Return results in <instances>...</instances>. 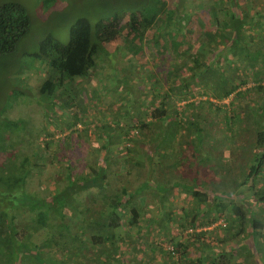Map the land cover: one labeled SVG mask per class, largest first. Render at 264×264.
I'll list each match as a JSON object with an SVG mask.
<instances>
[{"label": "trees", "instance_id": "trees-1", "mask_svg": "<svg viewBox=\"0 0 264 264\" xmlns=\"http://www.w3.org/2000/svg\"><path fill=\"white\" fill-rule=\"evenodd\" d=\"M41 1L46 10L54 2ZM31 20L21 0H0V57L15 50ZM72 22L65 41L50 32L39 34L37 48L23 52L47 67L37 91L61 101L66 88L77 82L103 85L101 66L106 56L115 55L118 74L128 78V92L115 99L128 102L123 132L128 144L117 151L128 153L120 162L143 178L130 192L126 186L111 187L112 160L100 140L101 151L95 150L100 169L89 165L92 176L80 186L87 193L84 205L77 213L68 212L66 220L63 215L59 221L52 216L45 220L47 212L37 210L35 223L17 221L15 196L1 195L0 264H264V0H175L170 5L168 0H139L94 20L76 15ZM118 52L128 55L126 64L120 65ZM71 99L63 106L71 105ZM120 107L106 110L119 127ZM85 111H76L75 121H83ZM83 123L86 132L99 121ZM214 127L227 136V156L207 150L210 140L217 139L211 134ZM28 179H8L4 189L25 185ZM62 186L65 191L70 184ZM150 189L158 197L155 202L162 203L160 216L146 218L149 237L143 248L124 251L128 233H141L144 222L136 199L143 203ZM173 190L195 202L191 209L183 207L180 220L164 204ZM54 201L52 213L59 209ZM219 219L224 234L215 239L213 224ZM173 223L182 235L170 233ZM30 229L35 239L26 244L35 254L19 259L16 251L23 243L18 241Z\"/></svg>", "mask_w": 264, "mask_h": 264}, {"label": "rangeland", "instance_id": "rangeland-1", "mask_svg": "<svg viewBox=\"0 0 264 264\" xmlns=\"http://www.w3.org/2000/svg\"><path fill=\"white\" fill-rule=\"evenodd\" d=\"M138 1L54 0L50 4V8L46 10L41 0H21L32 17L29 32L19 40L14 51L0 57V174H2L0 181L5 180L0 185V201L3 202L1 195L15 196L12 207L17 221H24L27 224L35 223L32 218H37V210L47 212L43 214L45 220L52 216L58 221L62 215L63 219L66 220L68 212L75 211L77 213L78 207L84 205L83 202L87 197V193L82 191L80 186L85 184L84 181L87 179L85 177L92 176V173L88 171L89 165L93 164L99 170L102 163L97 160L96 156V152L101 151L99 150L100 140L107 144L108 152L105 154L109 156V161L112 160V163L109 164L110 172L108 173L109 181L111 179V187L126 186L130 192L143 178H136L134 169L128 171L129 165L125 166L124 163L120 162L121 159L126 161L124 155L128 158V153H125V150L117 151V149L125 148L128 144V136L123 135L125 132L124 124L128 125V102L123 103L120 99V103L115 100L116 96H122L128 92V78L124 74H118L120 70L115 66L117 57L115 55L106 56L108 60L104 61L101 66L104 67L103 72L99 71L104 78L103 85L99 83L98 87H94L98 83L96 82L92 87L84 85L85 83L77 84V82L72 88H66L65 97L60 101L55 96L41 95L37 91V85L45 76L47 68L44 67L43 62L22 56L23 52L33 51L37 48L36 38L39 34L50 32L56 38L65 41L68 37L69 27L73 23L72 19L76 15H84L94 20L97 16L109 13L113 8H127L128 4H135ZM168 1L170 5L175 0ZM106 46L110 51L116 48L112 44ZM117 55L122 58L120 65L127 63L128 55L124 56L125 58L119 52ZM15 61L16 63H14ZM8 67H13V70L8 72L10 74L9 79L7 78ZM77 87L82 89L83 93ZM86 87H90V92L84 90ZM14 88L18 89V92L13 93L12 89ZM69 96L72 97L69 101L71 105L63 106L64 101L66 102ZM227 101L225 99L220 104H226ZM80 105L81 108H88V111H85V117L81 116L83 121L77 122L75 121V112L81 111ZM119 105L121 106L119 111L122 112V114H118L121 119V127L115 124L114 118H111V114L106 111L110 110L111 112ZM45 112H48V116ZM209 115L214 116V113L209 112ZM86 120L92 122L89 125H94L99 121V127H91L85 132L83 122ZM119 128L122 130V134L116 143V135L120 132ZM99 132L102 135H99L98 139L95 136ZM211 134L217 139H214L213 142L210 140L207 150L212 156L217 154L227 156L229 144L223 130L214 127ZM112 141L114 145H111ZM144 146L140 147L143 148ZM186 149L184 148V152L189 155L190 150ZM24 158L25 161H23ZM131 159L133 158L129 157V160ZM158 173L161 174L157 171L154 172L156 176ZM17 178L29 179L25 184L26 186L20 184L14 189H4L8 179ZM63 183L70 184V187L65 188V191H63ZM73 186L77 187V192ZM179 192L173 190L171 193L170 191L169 199L164 201V204L172 207L173 218L178 219L184 208L191 209L195 203L191 200L190 195ZM67 194H70L68 200H66ZM157 199L158 197L152 194L151 189L144 193L143 203L139 198L136 199L137 204L140 202L138 205L144 211V222L141 224V233L136 234L135 230L132 231L133 234L128 233V240L122 248L124 251L130 250L132 246H137L140 249L144 247L143 240L145 241L149 237L145 234L146 229H148L146 218L154 219L160 216L162 203H156L155 200ZM54 200H57V207L59 208L56 213H52L56 207ZM260 216L261 218L264 217ZM181 221L183 222V220ZM221 223L222 221L219 219L213 224V230H216L213 234L215 239L223 237L224 230L218 228ZM150 226H152L151 230H154L157 222ZM15 228L16 231H19V228L14 227V230ZM187 229L189 230V228ZM33 230L30 229L24 239L21 242L18 241V244L23 243V245L16 251L17 258H32V255L35 254L34 250H31L34 247L27 245H33L32 241L35 239ZM170 233L182 235V231L176 223L171 225ZM40 238H42L41 235ZM226 246L229 245L226 243ZM230 249L239 250L236 247Z\"/></svg>", "mask_w": 264, "mask_h": 264}]
</instances>
